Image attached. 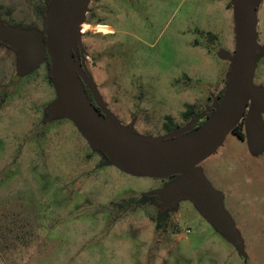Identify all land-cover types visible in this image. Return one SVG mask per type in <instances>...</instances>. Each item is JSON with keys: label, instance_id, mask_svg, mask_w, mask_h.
Instances as JSON below:
<instances>
[{"label": "rangeland", "instance_id": "1", "mask_svg": "<svg viewBox=\"0 0 264 264\" xmlns=\"http://www.w3.org/2000/svg\"><path fill=\"white\" fill-rule=\"evenodd\" d=\"M42 5L0 0V20L42 31ZM233 27L230 0H91L81 43L109 111L157 137L168 134L166 117L181 128L186 105L199 113L224 90L229 63L220 52H234ZM256 34L264 47V0ZM17 58L0 47V264H264V147L229 134L199 165L241 252L189 200L162 211L166 229L156 231L157 203L126 204L164 183L102 164L70 120L46 123L56 99L49 70L42 63L22 75ZM253 83L264 87V53ZM260 117L264 125V109Z\"/></svg>", "mask_w": 264, "mask_h": 264}, {"label": "water", "instance_id": "2", "mask_svg": "<svg viewBox=\"0 0 264 264\" xmlns=\"http://www.w3.org/2000/svg\"><path fill=\"white\" fill-rule=\"evenodd\" d=\"M262 1L230 0L235 48L232 54L220 52L229 70L220 101L212 99L209 117L199 127L196 125L204 114L157 137L136 133L134 121L121 124L107 108L85 66L81 28L91 0H49L42 31L0 22V42L17 53L18 73L22 75L33 72L48 57L56 99L45 110L46 123L70 120L91 149L126 175L157 180L177 176L154 193L160 211L172 209L180 200H189L224 241L241 252L243 240L224 210L222 196L204 178L199 165L223 145L240 122L250 149L264 147L260 117L264 87L253 83L258 57L264 53L256 34Z\"/></svg>", "mask_w": 264, "mask_h": 264}, {"label": "trees", "instance_id": "3", "mask_svg": "<svg viewBox=\"0 0 264 264\" xmlns=\"http://www.w3.org/2000/svg\"><path fill=\"white\" fill-rule=\"evenodd\" d=\"M48 3H49V0H44V5L42 6H39L38 7V15L40 16V18L42 20H44V12L48 6ZM230 6V5H229ZM1 23H3L4 25H7L5 24L4 22H2L0 20ZM45 25V23H44ZM11 27H16V28H23V29H32L33 27L31 26H11ZM207 39L208 40H214L215 37L211 34H207ZM0 47H5L7 48L8 50H11L9 49L8 47H6L4 44H2L0 42ZM12 51V50H11ZM43 63L46 64L48 70L50 69V64H49V59L47 56H45V59L43 61ZM48 82L49 84H52L51 83V80H50V75H48ZM222 94H223V90L220 92V94L218 95L217 97V102L220 101L221 97H222ZM185 112L183 113V118L188 122V121H192L193 119H195L198 115H200L202 111H200L199 113L195 112L194 111V106L193 105H186L185 106ZM164 129L165 131H167V133H170V132H173V131H176L179 129V127L175 126L172 122V119L170 117H166V122L164 124ZM232 134H234L235 136L239 137V138H245L246 135H245V130H244V124L243 122H240L233 130ZM97 151V150H96ZM101 154V153H100ZM102 155V154H101ZM102 164H109L108 160L106 159L105 156L102 155V161H101ZM176 177H173L171 179H166L164 181H162L164 184H167L168 182L176 179ZM163 184V186H164ZM155 204V196H154V193H145V194H142L140 195L139 197H136V198H130L128 201H127V205L133 207V208H136V207H144V206H147L148 204ZM121 207V209L124 207L122 206L121 204L119 205ZM125 208V207H124ZM128 208V206H127ZM168 211V210H166ZM164 212L160 211L159 209V204H158V210L156 211V216L155 217H152V221L154 223V226H155V229L156 231H162V232H165V229H166V221H165V218H164ZM179 233V229L176 228L175 229V233L174 234H177Z\"/></svg>", "mask_w": 264, "mask_h": 264}, {"label": "flooded vegetation", "instance_id": "4", "mask_svg": "<svg viewBox=\"0 0 264 264\" xmlns=\"http://www.w3.org/2000/svg\"><path fill=\"white\" fill-rule=\"evenodd\" d=\"M83 48V47H82ZM84 51V50H83ZM78 55H79V57H80V59H81V54H80V52L78 53ZM83 57H84V63H85V66H86V56H85V52H83ZM86 68H87V66H86ZM87 70H88V68H87ZM87 91V95H88V97L89 98H91V95H90V93H89V91L88 90H86ZM212 113V109H211V106L210 107H207L205 110H203V112L200 114V115H202V114H204L203 115V118L201 119V121L196 125V127H199V126H201L204 122H205V120L209 117V115ZM200 115H198V116H200ZM197 116V117H198ZM196 117V118H197ZM195 118V119H196ZM194 120V119H193ZM192 120V121H193ZM191 121H188V123L187 124H189ZM186 124V125H187ZM161 181H164V180H161ZM166 184H164V186H165ZM158 204V203H157Z\"/></svg>", "mask_w": 264, "mask_h": 264}]
</instances>
